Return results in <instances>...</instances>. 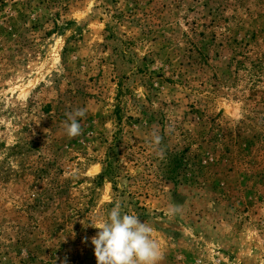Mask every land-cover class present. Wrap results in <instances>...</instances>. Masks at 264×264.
<instances>
[{"label": "rangeland", "instance_id": "1", "mask_svg": "<svg viewBox=\"0 0 264 264\" xmlns=\"http://www.w3.org/2000/svg\"><path fill=\"white\" fill-rule=\"evenodd\" d=\"M117 204L158 264H264V0H0V264H97Z\"/></svg>", "mask_w": 264, "mask_h": 264}, {"label": "clouds", "instance_id": "2", "mask_svg": "<svg viewBox=\"0 0 264 264\" xmlns=\"http://www.w3.org/2000/svg\"><path fill=\"white\" fill-rule=\"evenodd\" d=\"M86 114L87 109L82 107L66 113L63 126L69 138L81 135L78 118H84ZM160 141L159 134L153 133V142L159 145ZM176 211L177 206H170V213ZM87 225L98 229L91 237L97 264H158L162 258L158 242L152 239L151 226L135 214L123 213L119 204L98 223L92 221Z\"/></svg>", "mask_w": 264, "mask_h": 264}]
</instances>
